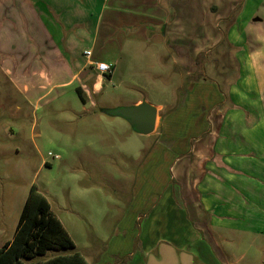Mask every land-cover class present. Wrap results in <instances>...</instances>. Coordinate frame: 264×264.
<instances>
[{"label":"crops","instance_id":"crops-1","mask_svg":"<svg viewBox=\"0 0 264 264\" xmlns=\"http://www.w3.org/2000/svg\"><path fill=\"white\" fill-rule=\"evenodd\" d=\"M239 2L0 0V69L9 86L52 110L80 87L84 100L77 95L79 107L69 109L79 118L93 114L92 98L124 45H146L161 62L169 42L172 65L153 81L164 99L134 102L156 107L155 128L133 159L129 203L95 264H146L161 245L186 251L194 264H236L243 255L233 246L264 248V23L231 17ZM225 37L233 59L218 63L208 53L225 51ZM200 53L203 76L191 79ZM98 62L112 64L110 77ZM83 70L92 75L80 79Z\"/></svg>","mask_w":264,"mask_h":264},{"label":"rangeland","instance_id":"rangeland-1","mask_svg":"<svg viewBox=\"0 0 264 264\" xmlns=\"http://www.w3.org/2000/svg\"><path fill=\"white\" fill-rule=\"evenodd\" d=\"M240 1L242 4L233 9L231 17L235 18L240 12L243 19L252 21L257 16L263 21L259 23H264V0ZM228 20L220 23L222 37L231 25L232 19ZM225 39L222 40L225 51L208 53L218 63L233 59ZM164 43L167 46L160 53L161 62L148 52L146 45H124L110 80L106 79L103 88L92 98L96 104L93 114L83 113L82 118L69 110L79 107L74 90H70L63 100L64 105L56 110L41 103L35 107L9 86L0 69V246L12 239L21 209L34 184L49 201L51 211L73 240L75 250L88 264H95L118 217L129 203L136 168L133 159L150 140L133 131L121 117L103 113L101 107L131 106L138 98L153 103L164 99L163 93L153 85V81L159 79V68L172 65L167 38ZM200 58L202 60L203 55ZM1 61L2 57L0 64ZM175 69L181 74L184 72L181 68ZM193 72L189 75L191 79L203 74L200 65ZM230 252L235 256L243 255L236 264H264V248L257 252L233 246ZM57 253L50 250L36 259L44 260ZM190 262L194 264L186 251L161 245L146 264Z\"/></svg>","mask_w":264,"mask_h":264},{"label":"trees","instance_id":"trees-1","mask_svg":"<svg viewBox=\"0 0 264 264\" xmlns=\"http://www.w3.org/2000/svg\"><path fill=\"white\" fill-rule=\"evenodd\" d=\"M242 4L239 2L238 6ZM195 62L200 65V57ZM202 69V68H201ZM110 77V74H107ZM203 76V74H202ZM75 91L84 100L82 89ZM108 108H101L103 113ZM108 115V114H107ZM58 253L44 260L36 259L47 251ZM0 264H88L75 250V244L60 220L51 211L47 198L32 184L21 209L13 237L0 246Z\"/></svg>","mask_w":264,"mask_h":264},{"label":"water","instance_id":"water-1","mask_svg":"<svg viewBox=\"0 0 264 264\" xmlns=\"http://www.w3.org/2000/svg\"><path fill=\"white\" fill-rule=\"evenodd\" d=\"M91 75L88 70H83L80 72L79 78L84 80ZM105 112L110 116L121 117L138 134L148 135L154 131L157 109L147 101H141V103L131 106L108 108Z\"/></svg>","mask_w":264,"mask_h":264},{"label":"built area","instance_id":"built-area-1","mask_svg":"<svg viewBox=\"0 0 264 264\" xmlns=\"http://www.w3.org/2000/svg\"><path fill=\"white\" fill-rule=\"evenodd\" d=\"M84 55L86 57H89L90 51H88V50L84 51ZM90 64H92V63H90ZM94 65H95V69L101 74H109L112 70V64H110V63L98 62V63H95Z\"/></svg>","mask_w":264,"mask_h":264}]
</instances>
